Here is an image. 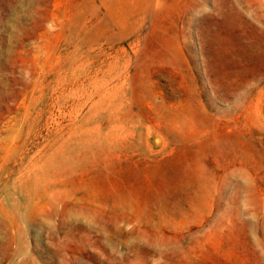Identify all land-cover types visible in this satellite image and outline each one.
Returning a JSON list of instances; mask_svg holds the SVG:
<instances>
[{"label":"rangeland","instance_id":"obj_1","mask_svg":"<svg viewBox=\"0 0 264 264\" xmlns=\"http://www.w3.org/2000/svg\"><path fill=\"white\" fill-rule=\"evenodd\" d=\"M0 264H264V0H0Z\"/></svg>","mask_w":264,"mask_h":264}]
</instances>
